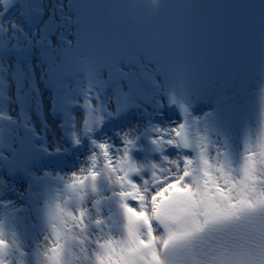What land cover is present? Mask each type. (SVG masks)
Listing matches in <instances>:
<instances>
[{"label": "snow or ice", "instance_id": "1", "mask_svg": "<svg viewBox=\"0 0 264 264\" xmlns=\"http://www.w3.org/2000/svg\"><path fill=\"white\" fill-rule=\"evenodd\" d=\"M151 3L0 0V264H264V97L201 87L264 0Z\"/></svg>", "mask_w": 264, "mask_h": 264}, {"label": "bare ground", "instance_id": "2", "mask_svg": "<svg viewBox=\"0 0 264 264\" xmlns=\"http://www.w3.org/2000/svg\"><path fill=\"white\" fill-rule=\"evenodd\" d=\"M139 2L143 3L145 12L155 7L151 3V0H139ZM158 2L162 3L163 0H160ZM253 2H255V0H253ZM148 22L150 23V21ZM214 35L215 34L209 35V41ZM254 38V36L248 38L237 37L235 45L237 54L235 59L231 61V65H236L239 68V72H231L229 74V79L227 82H223L218 79L217 70L221 64L227 65L228 63L220 62L217 59L215 60L212 66V70L205 75L201 83V87L204 91L213 96L215 99H220L221 95H223L224 97H228L232 95L233 91H239L241 93L240 88L238 86L234 87V84L242 85V87L247 91V101L249 105L252 109H255L258 98L264 97V84H261L259 80L258 63L255 59H252L254 53ZM240 51L242 55L240 54ZM237 80L239 81V84H237ZM45 111H47V106L45 108ZM33 119H35V116H33ZM49 119L51 122V118ZM258 135L259 132L257 131L252 136L253 146H255L258 142ZM49 136L51 138V132L49 133ZM244 147L245 145L242 141L240 148L241 163L243 162V156L249 154L248 152L244 151ZM259 150V147H256L257 153L259 152Z\"/></svg>", "mask_w": 264, "mask_h": 264}, {"label": "rangeland", "instance_id": "3", "mask_svg": "<svg viewBox=\"0 0 264 264\" xmlns=\"http://www.w3.org/2000/svg\"><path fill=\"white\" fill-rule=\"evenodd\" d=\"M160 1V0H158ZM171 1V0H170ZM237 37L233 38L231 36L228 37H221L218 34H215L211 39L210 42L213 43L217 51L221 50H227V57H218L216 58L220 62H227V65H220V67L217 70L218 73V79L223 82H227L229 79V74L236 70V65H231V61H233L236 57V54H234L233 46L236 43Z\"/></svg>", "mask_w": 264, "mask_h": 264}, {"label": "flooded vegetation", "instance_id": "4", "mask_svg": "<svg viewBox=\"0 0 264 264\" xmlns=\"http://www.w3.org/2000/svg\"><path fill=\"white\" fill-rule=\"evenodd\" d=\"M169 2H171L170 0H169ZM256 61H257V63H258V59H255ZM235 72H239V68L236 66V70H235ZM259 74V73H258ZM237 82V84L239 83V81L237 80L236 81Z\"/></svg>", "mask_w": 264, "mask_h": 264}, {"label": "water", "instance_id": "5", "mask_svg": "<svg viewBox=\"0 0 264 264\" xmlns=\"http://www.w3.org/2000/svg\"><path fill=\"white\" fill-rule=\"evenodd\" d=\"M255 39V38H254Z\"/></svg>", "mask_w": 264, "mask_h": 264}]
</instances>
